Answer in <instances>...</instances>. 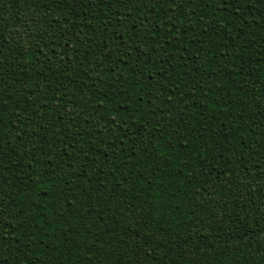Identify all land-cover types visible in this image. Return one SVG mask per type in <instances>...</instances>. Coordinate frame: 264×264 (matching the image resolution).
Returning <instances> with one entry per match:
<instances>
[{"label": "trees", "instance_id": "1", "mask_svg": "<svg viewBox=\"0 0 264 264\" xmlns=\"http://www.w3.org/2000/svg\"><path fill=\"white\" fill-rule=\"evenodd\" d=\"M0 264H264V0H0Z\"/></svg>", "mask_w": 264, "mask_h": 264}, {"label": "snow or ice", "instance_id": "2", "mask_svg": "<svg viewBox=\"0 0 264 264\" xmlns=\"http://www.w3.org/2000/svg\"><path fill=\"white\" fill-rule=\"evenodd\" d=\"M171 7H172V5L171 4H169V8L171 9Z\"/></svg>", "mask_w": 264, "mask_h": 264}]
</instances>
